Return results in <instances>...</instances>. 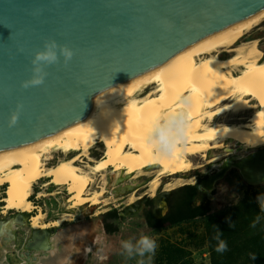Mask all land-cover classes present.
Returning <instances> with one entry per match:
<instances>
[{"label": "bare ground", "instance_id": "bare-ground-1", "mask_svg": "<svg viewBox=\"0 0 264 264\" xmlns=\"http://www.w3.org/2000/svg\"><path fill=\"white\" fill-rule=\"evenodd\" d=\"M263 21L264 10L203 38L158 68L102 92L77 124L0 153V187L7 186L6 195L0 196L3 213L38 210L25 249L28 253L33 249L36 256L48 249L43 253L47 258L34 264H71L78 254L93 251L87 241L89 225L50 237L51 225L41 222L44 212L31 201L43 180L41 189L68 187L70 198L61 199V204H71L73 213L102 204L107 191L118 198L135 188L126 179L145 170L154 175L150 184L154 191L168 176L177 185L190 182L184 174L207 165L209 173H217L202 183L210 191L233 169L252 186L264 185V49L259 40H245ZM222 51L232 55L225 58ZM163 123L178 125L179 136L161 148L153 136ZM95 147L102 148L99 159L92 156ZM219 149L225 150L209 156ZM197 157L204 163L196 165ZM99 176L107 184L99 185ZM157 199L158 211L165 195ZM22 220L0 227V237L7 234L6 228L18 231ZM64 221L68 219L57 220L55 226ZM80 242H85L81 249ZM10 249L14 247L0 245V264H6ZM17 252L22 255L24 250Z\"/></svg>", "mask_w": 264, "mask_h": 264}, {"label": "water", "instance_id": "water-1", "mask_svg": "<svg viewBox=\"0 0 264 264\" xmlns=\"http://www.w3.org/2000/svg\"><path fill=\"white\" fill-rule=\"evenodd\" d=\"M262 10L264 0H0V153L77 124L102 92ZM48 40L72 59L57 49L44 83L23 87Z\"/></svg>", "mask_w": 264, "mask_h": 264}, {"label": "rangeland", "instance_id": "rangeland-1", "mask_svg": "<svg viewBox=\"0 0 264 264\" xmlns=\"http://www.w3.org/2000/svg\"><path fill=\"white\" fill-rule=\"evenodd\" d=\"M252 39L259 40L264 49V21L245 40ZM221 53L225 58L232 55L225 51ZM241 117L238 116V122H242ZM224 150H212L209 156L223 153ZM101 151V147L91 149L93 158L99 159ZM55 158L58 159L59 154L55 155ZM193 162L197 165L204 163V160L197 157ZM83 165V168L88 170L87 165ZM210 169L211 166L207 165L184 174L192 181H185L181 185L175 183L174 177L168 176L161 181L156 191L150 185L154 175L150 174V170H145L139 176L136 175V178L126 179V182L135 183V188L126 190L118 198H114L111 191H107L101 198L102 204L79 207L74 213L71 204L66 206L61 204V199L70 198L67 186L41 189L43 180L36 185L31 201L44 212L41 222L51 225L50 237L64 235V232L80 225L92 227L87 241L92 245L93 251L87 256L78 254L71 264H264V211L256 199L259 194H264V185L252 186L233 169L223 179L218 180L210 191L203 186L211 177L217 175L215 170L209 173ZM96 180L99 185L107 184V179L101 176ZM199 181L204 184L199 185ZM170 184L173 185V190H168ZM192 185H198L202 191L197 197V204L210 200L209 212L191 217L179 214L168 216L163 227L151 228L146 217L147 212L153 210L158 218L166 217L174 193ZM6 189L7 186L0 187V196L6 195ZM40 192L43 196L38 197ZM162 195H165V203L157 211L155 203ZM4 206L5 203L0 204V227H5L10 220H19L20 217L23 219L18 231L6 228L7 234L0 237V245L14 247L7 253L4 262L34 264L33 262H37L38 259L47 258L43 253H46L44 251L48 248L41 249L42 255L38 256L34 255L33 249L30 253L25 249L29 232L33 228L32 218L38 210L32 208V211L26 214L22 210L10 211L8 214L3 213ZM97 212L100 214L97 215ZM257 217L259 221L252 227ZM61 218L68 221L56 227L55 222ZM141 234L148 235L156 241L155 254L132 258L122 255L120 242L129 239L135 241ZM217 236L227 245L223 252L216 251ZM10 242L12 244H9ZM84 243H79L80 249ZM18 250L22 252L24 250L25 254L19 255Z\"/></svg>", "mask_w": 264, "mask_h": 264}, {"label": "clouds", "instance_id": "clouds-1", "mask_svg": "<svg viewBox=\"0 0 264 264\" xmlns=\"http://www.w3.org/2000/svg\"><path fill=\"white\" fill-rule=\"evenodd\" d=\"M57 49H59V54L63 56L64 62L67 63L73 57V51L67 46L58 45L55 40H48L44 43V50L37 51L31 63L32 77L22 83V86L28 88L30 86H39L44 83L47 72L44 71V66L52 65L58 62ZM18 119V112H14L11 115L9 126L16 124ZM179 127L178 125H170L168 123L161 124L158 128L154 130V140L161 147L170 146L171 143L178 138ZM257 203L259 204L262 211H264V194H259L257 196ZM259 221V217L253 222L252 227ZM230 226V224H229ZM218 240L216 247L217 252H223L226 250L227 245L223 240L219 239V236L215 237ZM122 249V255L126 258H132L133 256L143 257L146 254L154 255L156 251V241L150 238L148 235L141 234L135 241L122 240L120 242Z\"/></svg>", "mask_w": 264, "mask_h": 264}, {"label": "trees", "instance_id": "trees-1", "mask_svg": "<svg viewBox=\"0 0 264 264\" xmlns=\"http://www.w3.org/2000/svg\"><path fill=\"white\" fill-rule=\"evenodd\" d=\"M200 182V181H199ZM201 185V182L199 183ZM179 193V194H178ZM202 193L198 185L186 187L174 193L170 209L166 217L158 218L153 210H149L146 214L148 224L151 228H161L165 225L168 216L184 215L187 217L198 216L202 212H209L210 200L202 204H197V197Z\"/></svg>", "mask_w": 264, "mask_h": 264}, {"label": "flooded vegetation", "instance_id": "flooded-vegetation-1", "mask_svg": "<svg viewBox=\"0 0 264 264\" xmlns=\"http://www.w3.org/2000/svg\"><path fill=\"white\" fill-rule=\"evenodd\" d=\"M211 179V178H210ZM201 185H202V183H201ZM205 187V186H204ZM205 189H206V187H205ZM206 191V190H205Z\"/></svg>", "mask_w": 264, "mask_h": 264}]
</instances>
